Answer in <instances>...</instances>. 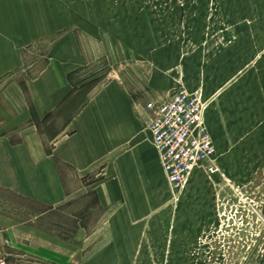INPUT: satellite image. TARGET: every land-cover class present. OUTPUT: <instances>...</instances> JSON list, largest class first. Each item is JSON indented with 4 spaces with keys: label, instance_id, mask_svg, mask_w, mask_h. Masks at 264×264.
Listing matches in <instances>:
<instances>
[{
    "label": "rangeland",
    "instance_id": "1",
    "mask_svg": "<svg viewBox=\"0 0 264 264\" xmlns=\"http://www.w3.org/2000/svg\"><path fill=\"white\" fill-rule=\"evenodd\" d=\"M27 9L30 24L42 23L25 53L31 75L69 35L91 79L80 96L118 74L162 89L140 97L145 109L178 89L200 90L216 149L217 173L199 168L177 195L168 185L150 194L137 220L125 209L114 239L104 225L89 240L84 264H264V0H27ZM83 204L93 227L100 212L92 195L49 211L0 189V215L46 212L36 225L75 243Z\"/></svg>",
    "mask_w": 264,
    "mask_h": 264
},
{
    "label": "crops",
    "instance_id": "2",
    "mask_svg": "<svg viewBox=\"0 0 264 264\" xmlns=\"http://www.w3.org/2000/svg\"><path fill=\"white\" fill-rule=\"evenodd\" d=\"M28 14L27 0H0V189L49 211L92 195L100 215L85 227L91 209L83 204L76 243L36 225L46 212L28 220L0 215L2 246L7 264H84L87 243L102 236L104 225L114 239L112 225L120 224L125 209L137 220L150 194L166 190L140 98L162 89L118 74L80 98L91 79L69 35L52 43L44 66L31 75L25 53L42 37V23L34 17L30 24ZM48 120L51 127L44 125Z\"/></svg>",
    "mask_w": 264,
    "mask_h": 264
},
{
    "label": "built area",
    "instance_id": "3",
    "mask_svg": "<svg viewBox=\"0 0 264 264\" xmlns=\"http://www.w3.org/2000/svg\"><path fill=\"white\" fill-rule=\"evenodd\" d=\"M205 101L200 90L174 91L167 100L148 104L146 128L157 153L170 191L177 195L188 184L193 171H218L217 154L205 123ZM0 230V264H7Z\"/></svg>",
    "mask_w": 264,
    "mask_h": 264
}]
</instances>
